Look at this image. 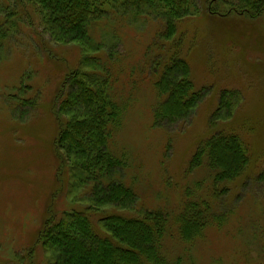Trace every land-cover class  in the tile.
<instances>
[{"label": "rangeland", "instance_id": "374dc122", "mask_svg": "<svg viewBox=\"0 0 264 264\" xmlns=\"http://www.w3.org/2000/svg\"><path fill=\"white\" fill-rule=\"evenodd\" d=\"M8 2V11L16 8ZM214 4L199 0L201 12L180 22L171 38L161 35L162 18L129 14L118 19L123 12L92 30L87 47L56 43L35 17L33 30L24 23L12 34L0 59V264H43L47 255L38 237L46 220L89 204L85 189L76 186L79 178L68 165L62 167L56 150V99L65 77L79 68L88 73L102 68L115 77L119 99L127 102L110 146L124 156L122 179L139 195L132 214L165 208L174 219L185 191L206 176L204 168L189 172L199 143L221 130L240 137L250 157L240 181L228 185L223 196L222 187L216 192L209 183L191 195L229 213L227 222L209 225L187 249L181 239H168L166 253L183 256L187 264H264L259 240L264 237V185L255 181L264 169V12L222 15L230 7ZM177 52L202 99L188 120L160 127L153 115L159 76L151 66ZM221 98L232 102L231 112L220 107ZM172 226L177 227L174 221Z\"/></svg>", "mask_w": 264, "mask_h": 264}, {"label": "trees", "instance_id": "16d2710c", "mask_svg": "<svg viewBox=\"0 0 264 264\" xmlns=\"http://www.w3.org/2000/svg\"><path fill=\"white\" fill-rule=\"evenodd\" d=\"M217 1L230 7L222 15L238 13L257 17L264 12V0ZM13 2L16 5L13 11H8L11 6L8 0L0 2V15H3L0 17V59L12 34L20 32L24 23L33 30L35 20L56 43H77L87 47L90 41L93 42L92 30L98 29L101 22L106 25L107 17L115 13L117 18L123 12L118 19L129 14L160 17L165 27L161 35L171 38L180 22L201 12L199 0ZM210 10L221 13L216 7L210 6ZM34 17L38 19L34 20ZM97 48L99 50L100 46ZM159 63L154 62L151 66L156 71L153 73L159 76L154 83L159 101L153 115L155 125L166 127L188 120L202 94L195 89L189 65L180 52L170 54L164 64ZM100 72L88 73L80 68L71 71L56 99L57 154L62 167L68 165L72 176L79 178L76 186L85 189L89 204L82 210L66 212L59 219L46 220L38 237L39 248L47 255L43 264H184L183 256L171 258L167 255L165 242L177 237L187 249V244H193L209 225L221 226L230 215L216 211L210 199L203 200L204 203L192 200V191H201V186L209 183L216 192L222 187L219 196L226 194L230 189L228 185L240 181L249 166L248 149L233 132L214 133L199 143L189 163V172L204 168L206 176L185 191L182 209L174 219L165 208H147L136 215L130 213L137 205L139 195L135 187L122 179L126 170L124 156L117 155L110 146L122 125L127 102L119 99L117 79L102 73V68ZM18 90L22 92L23 86ZM231 103L221 98L220 107L231 112ZM255 181L264 185V169ZM173 221L177 226L175 230H172ZM259 240L263 242L264 251V237Z\"/></svg>", "mask_w": 264, "mask_h": 264}]
</instances>
